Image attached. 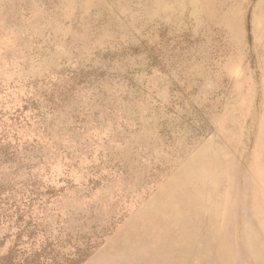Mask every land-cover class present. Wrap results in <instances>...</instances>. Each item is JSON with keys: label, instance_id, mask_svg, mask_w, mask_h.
<instances>
[{"label": "rangeland", "instance_id": "obj_1", "mask_svg": "<svg viewBox=\"0 0 264 264\" xmlns=\"http://www.w3.org/2000/svg\"><path fill=\"white\" fill-rule=\"evenodd\" d=\"M0 264H264V0H0Z\"/></svg>", "mask_w": 264, "mask_h": 264}]
</instances>
